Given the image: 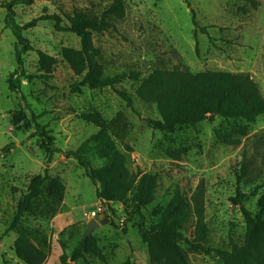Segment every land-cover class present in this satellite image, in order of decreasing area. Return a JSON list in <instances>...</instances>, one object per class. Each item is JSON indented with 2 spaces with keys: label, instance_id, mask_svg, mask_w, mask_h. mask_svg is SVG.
Returning a JSON list of instances; mask_svg holds the SVG:
<instances>
[{
  "label": "rangeland",
  "instance_id": "rangeland-1",
  "mask_svg": "<svg viewBox=\"0 0 264 264\" xmlns=\"http://www.w3.org/2000/svg\"><path fill=\"white\" fill-rule=\"evenodd\" d=\"M11 1L0 0V150L10 145L0 155V264H25L14 251L19 234L45 252L43 264H149L147 247L137 232L140 217L127 215L134 204L145 225L155 228L168 206L180 201L185 215L180 232L187 239L221 250H229L232 243L242 245L246 223L231 198L239 192L242 205L255 213L264 196V117L259 116L243 137L220 117L194 129L162 134L144 121L159 115L154 104L141 101L137 89L156 70L225 71L249 74L264 97V0H187L190 7L186 0H124L123 17L110 18V26L93 33L92 40L100 50L97 62L103 74L137 73L141 80L125 79L101 89L81 87L76 92L71 86L80 77L74 76L62 50L79 49L80 39L55 30L49 20L38 21L23 32L32 49L22 53L24 75H16L21 91L9 89L8 75L18 65L16 38L5 23V6ZM109 1L34 0L30 5H14L13 14L20 25L58 14L67 26L66 15L74 10L97 15ZM37 50L56 59L49 78L35 77L41 74ZM118 90L132 101L135 112ZM25 106L60 150L49 161L38 146L34 124L25 129L22 123L12 122L21 112L29 117ZM94 112L105 120L119 149L129 155L130 170L141 172L142 190L137 199L128 195L102 203L77 160L64 154L98 132L97 126L85 120ZM217 133L240 144L223 143ZM245 148L248 173L239 179ZM176 153L180 159H174ZM93 164L98 166L101 161L94 159ZM45 169L50 177L62 179L66 187L63 200L49 197L50 182L45 181L41 195L32 200V213L8 232L30 177ZM94 212L99 213V225L85 250L72 261ZM102 219L107 221L101 223ZM187 256L191 264H222L215 253L187 251Z\"/></svg>",
  "mask_w": 264,
  "mask_h": 264
},
{
  "label": "trees",
  "instance_id": "trees-1",
  "mask_svg": "<svg viewBox=\"0 0 264 264\" xmlns=\"http://www.w3.org/2000/svg\"><path fill=\"white\" fill-rule=\"evenodd\" d=\"M34 0H13L5 7L7 14L5 23L16 38L15 55L16 69L8 75L7 84L12 91H21L16 75H24L22 53L32 49L24 37L23 32L36 25L38 21L49 20L54 23L57 31L75 34L80 39V48H64L62 57L68 64L74 76L80 77L72 84L71 90L76 92L81 87L101 89L115 87L125 79L140 81L137 73H120L114 75L103 74L101 65L97 62L100 50L93 44V33H101L110 26V18L120 19L124 13V0H110L97 15H86L74 10L66 15L67 26H63L62 18L58 14H46L32 21L20 25L15 21L13 6L17 4L30 5ZM188 7L189 3L186 0ZM193 23H197L193 12ZM38 71L37 78H49L56 59L49 54L37 50ZM127 106L134 112L132 101L122 91H117ZM141 101L152 103L158 112V118L146 117V124L162 134H174L186 128H196L203 121L213 120L215 117L224 119L234 133L241 137L247 135V129L256 122L259 116L264 117V97L261 95L256 82L247 73H231L225 71H205L192 73L187 70H156L151 80H141L137 89ZM24 99V95L21 94ZM29 117L25 112L12 117L15 125L23 124L25 129L34 124V135L38 146L50 157L59 149L52 143L54 137L36 121V116L28 106ZM85 120L99 128L98 132L84 140L77 149L64 152L75 158L85 175L95 187L98 200L102 203L127 198L133 195L137 199L142 190L139 184L140 170L129 168V155L121 151L116 141L108 133V128L102 116L94 112L87 114ZM244 123V126L242 125ZM217 138L227 144H240L231 136L216 134ZM10 145L0 150V155L7 152ZM174 159H180L179 154H172ZM98 159L101 164L95 166L93 160ZM248 159L246 148L243 151L239 179L248 173ZM49 180L48 195L59 201L63 200L66 187L59 176L50 177L45 169L42 173L30 177L26 192L16 204V209L7 231L14 230L26 215L33 211L32 200L41 195V186ZM231 201L239 206L246 230L242 245L232 243L229 250L206 247L199 240L191 241L180 232V223L185 215L181 210V202H172L166 209L162 219L155 228L145 225V218L138 204H134L128 217L139 215L137 232L141 242L147 247L149 264H191L187 251L204 254L215 253L222 264H264V196L258 201V210L252 213L242 205L241 194L237 192ZM117 226V225H116ZM90 237L84 243L74 248L72 261H76L85 250ZM14 251L19 260L25 264H43L45 252L32 243L27 236L19 234L14 242ZM70 264V263H66Z\"/></svg>",
  "mask_w": 264,
  "mask_h": 264
},
{
  "label": "water",
  "instance_id": "water-1",
  "mask_svg": "<svg viewBox=\"0 0 264 264\" xmlns=\"http://www.w3.org/2000/svg\"><path fill=\"white\" fill-rule=\"evenodd\" d=\"M93 215H95V217L92 218L87 223L86 229H85L83 236H82V239H81V243H84L86 241V239L91 236L92 231L99 225V222L97 221L99 219V213L94 212ZM106 221H107V219L100 220L101 223H104Z\"/></svg>",
  "mask_w": 264,
  "mask_h": 264
},
{
  "label": "built area",
  "instance_id": "built-area-1",
  "mask_svg": "<svg viewBox=\"0 0 264 264\" xmlns=\"http://www.w3.org/2000/svg\"><path fill=\"white\" fill-rule=\"evenodd\" d=\"M14 78H16V76ZM19 79H21V78L19 77Z\"/></svg>",
  "mask_w": 264,
  "mask_h": 264
}]
</instances>
